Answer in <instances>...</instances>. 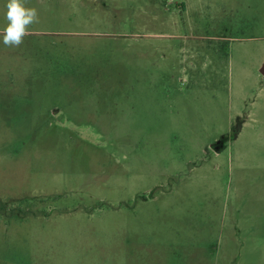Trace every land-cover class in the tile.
Wrapping results in <instances>:
<instances>
[{
	"label": "rangeland",
	"instance_id": "374dc122",
	"mask_svg": "<svg viewBox=\"0 0 264 264\" xmlns=\"http://www.w3.org/2000/svg\"><path fill=\"white\" fill-rule=\"evenodd\" d=\"M27 6L0 40V264H264V0Z\"/></svg>",
	"mask_w": 264,
	"mask_h": 264
},
{
	"label": "clouds",
	"instance_id": "9594fccd",
	"mask_svg": "<svg viewBox=\"0 0 264 264\" xmlns=\"http://www.w3.org/2000/svg\"><path fill=\"white\" fill-rule=\"evenodd\" d=\"M5 7L6 25L0 30V40L5 47L18 48L32 34L31 26L39 23V12L28 7L27 0H7Z\"/></svg>",
	"mask_w": 264,
	"mask_h": 264
},
{
	"label": "water",
	"instance_id": "95a60500",
	"mask_svg": "<svg viewBox=\"0 0 264 264\" xmlns=\"http://www.w3.org/2000/svg\"><path fill=\"white\" fill-rule=\"evenodd\" d=\"M261 73L264 75V66L261 69ZM228 137H223L214 144V150L218 153L224 151Z\"/></svg>",
	"mask_w": 264,
	"mask_h": 264
}]
</instances>
